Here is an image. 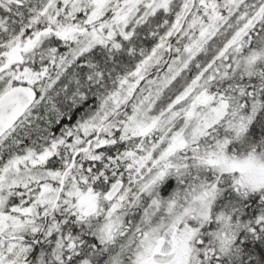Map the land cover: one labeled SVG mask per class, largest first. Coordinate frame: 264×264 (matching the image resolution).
Masks as SVG:
<instances>
[{
  "label": "trees",
  "instance_id": "obj_1",
  "mask_svg": "<svg viewBox=\"0 0 264 264\" xmlns=\"http://www.w3.org/2000/svg\"><path fill=\"white\" fill-rule=\"evenodd\" d=\"M49 1L0 0V97L12 86L27 84L38 93L33 107L0 140V170L18 158L44 155L57 143L63 149L32 178L25 177L9 188L8 206L21 205L23 200L24 206L33 207L36 215L28 229L9 237L0 235V241L6 247L15 245L22 250L17 264H106L115 251H104L89 234L82 216L74 209L69 213L62 201L65 190L60 194L58 185L52 205L37 202L42 184L49 174L58 171L63 175L75 152L93 140L99 130V140L88 153L79 156L75 168L85 175V187L96 195L105 197L114 184L127 182L138 156L152 149L153 156L162 153L174 131H167L166 135L164 130L145 136L132 134L129 125L136 105L157 83L155 109H166L172 97H178L198 78L205 77L222 56L229 30L237 26V12L224 13L216 34L203 46L200 56L178 72L176 68L177 73L170 77L174 52L193 20L199 0L194 5L191 0L178 27V2L154 11L143 2L129 14V24L113 28L117 34L108 43L68 47L63 39L51 35L30 46L35 32L46 30L58 35L56 30L70 19L71 10L67 8V16L59 18L60 25H51L44 14ZM248 4L258 12L246 42L257 48L255 42L264 37V0H248ZM75 17L78 21L83 19L81 14ZM168 34L163 55L156 63L145 66ZM13 45L20 57L18 64L10 67L6 61L15 49ZM18 71L21 75L16 83L12 82ZM137 72L140 78H136ZM165 81L168 84L161 85ZM203 93L215 101L221 100L225 111L221 123L211 130L217 131L215 140L204 139V148L214 150L211 146L221 142L228 157L264 163V60L249 70L214 76L204 84ZM112 100L120 104L115 108ZM239 122L244 124L242 130L231 128V123ZM101 140H106V145L94 150ZM237 179L238 176L217 172L210 166H190L184 178L170 176L159 188V196L177 199V212H182L195 196L215 187L208 216L196 221L199 225L194 246L201 264H264V185L241 189ZM178 188L183 189L176 195ZM142 197L145 194H137L130 199L131 205L121 210L126 217L131 215L135 226L144 211Z\"/></svg>",
  "mask_w": 264,
  "mask_h": 264
},
{
  "label": "rangeland",
  "instance_id": "obj_2",
  "mask_svg": "<svg viewBox=\"0 0 264 264\" xmlns=\"http://www.w3.org/2000/svg\"><path fill=\"white\" fill-rule=\"evenodd\" d=\"M143 2L153 11L178 2L177 27L182 23L183 16L191 4V0H50L44 14L51 25H60L59 18L67 16V8L71 10V16H68L70 19L59 28V31L56 30L58 35L46 30L35 32V38L30 42V46L51 35L63 39L68 47L81 43L87 45L95 42L108 43L117 34L113 28L129 24V14ZM229 11L237 12V26L229 30L227 41L220 52L223 54L217 63H214L210 72L205 77L198 78L178 97H172L166 109H155L158 98L155 102L153 98L155 89L159 87L157 83L145 94L144 100L136 105L129 125L132 134L145 136L154 131L164 130L166 135L167 131H174L172 140L162 153L153 156L152 149L145 155L138 156L133 161L128 181L122 182V190L112 202L108 200L107 195L105 197L96 195L85 187V175L79 173V168L67 176L62 201L69 213L74 209L76 214L82 216L86 228L90 230L89 234L97 239L96 242L101 244L104 251L108 252L110 249L115 251L106 264H201L194 246L198 229L196 226L203 217L208 216L215 187L204 190L202 194L195 196L182 212H177V199L165 200L159 196L160 186L170 176L182 179L190 166L197 168L210 166L217 172L220 170L238 176V188L258 189L264 185L263 162L228 157L221 142H215V145L211 146L214 150L205 149L203 141L215 140L214 134L217 131L213 133L211 130L221 123L225 113L221 100L215 101L203 93L206 81L212 80L214 76H225L228 71L236 72L244 68L249 70L264 60V37L255 42L257 48L252 47L253 43L250 46L246 42L247 34L257 22L258 11L250 9L248 0H224L222 3H216V0H199L193 20L186 33L181 36L179 47L174 52L173 62L169 68L173 74L170 77L200 56L203 46H206L216 34L223 14ZM80 14L83 19L78 21L75 15ZM242 21H245L243 25L240 23ZM169 37L170 34L159 42L152 58L145 66L160 59L166 48L165 40ZM27 43L25 42L24 47ZM16 47L13 45L12 48L15 49L6 61L7 64L10 63V67L19 62L20 53ZM19 75L21 71H18L11 81L16 83ZM140 77V73L137 72L136 78ZM172 81L169 84L167 81L162 82L161 85L165 83L168 87ZM112 103L115 108L120 104L116 100H112ZM226 123L229 124V121L226 120ZM237 127L242 130L244 124L231 123V128ZM61 145L57 143L41 156L18 158L0 170V235L9 237L29 228L33 222L32 216L36 215V212L33 207H25L23 200L20 201L21 205L9 207V188L18 185L25 177L32 178L52 156L62 152ZM104 145L106 140H101L94 150ZM25 174L29 175L24 176ZM49 175L50 177L42 184L36 200L52 205L56 199L58 185L60 187L61 184L62 174L57 171ZM48 180H51V183H48ZM182 189L175 190V194L179 195ZM136 193L145 194L146 197H142L144 211L135 226L133 225L135 220L131 215L126 217L121 210L125 205L126 207L131 205L129 201L136 198ZM164 240L172 244V251L165 258L158 254ZM14 246L6 247L0 241V264H17L22 250ZM5 249L6 254H3ZM12 254L13 259H10ZM18 264H21V261Z\"/></svg>",
  "mask_w": 264,
  "mask_h": 264
},
{
  "label": "water",
  "instance_id": "obj_3",
  "mask_svg": "<svg viewBox=\"0 0 264 264\" xmlns=\"http://www.w3.org/2000/svg\"><path fill=\"white\" fill-rule=\"evenodd\" d=\"M195 0H193V5ZM38 99L37 91L30 85H19L8 90L0 98V140L12 130L18 122L27 114V112L33 107ZM100 132L93 141L89 142L88 147L84 152H88L92 143L99 139ZM76 156L73 159V163L70 169L74 167ZM68 171L63 175L61 181V191L64 187L65 177ZM123 187L122 182L115 184L109 191L107 197L109 201H114L120 194ZM172 251V244L168 240H164L159 250V255L167 257Z\"/></svg>",
  "mask_w": 264,
  "mask_h": 264
},
{
  "label": "flooded vegetation",
  "instance_id": "obj_4",
  "mask_svg": "<svg viewBox=\"0 0 264 264\" xmlns=\"http://www.w3.org/2000/svg\"><path fill=\"white\" fill-rule=\"evenodd\" d=\"M19 86V85H18ZM13 87H16V86H12L11 88H13ZM10 88V89H11ZM9 89V90H10ZM8 91V90H7ZM6 91V92H7ZM6 92H4V94L6 93ZM3 94V95H4ZM92 140H90L89 142H91ZM89 142H88V144H89ZM88 144L84 147V148H80V149H78L76 152H75V154L72 156V160H71V164L68 166V168L65 170V172L64 173H66V171H68L67 172V174H66V179H67V176L68 175H72L73 173H74V169L76 168V163H77V161L79 160L78 158H79V156H81L83 153H87V152H84V150L88 147ZM92 146H93V143H92V145H91V148H92ZM90 148V149H91ZM76 156V160H75V165H74V167L72 168V169H70V170H68L69 168H70V166L72 165V163H73V159H74V157ZM78 159V160H77ZM66 179H65V182H66Z\"/></svg>",
  "mask_w": 264,
  "mask_h": 264
}]
</instances>
